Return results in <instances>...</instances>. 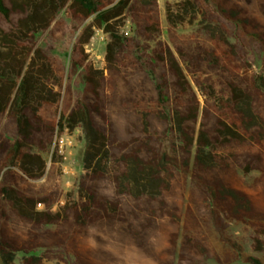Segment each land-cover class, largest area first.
Returning a JSON list of instances; mask_svg holds the SVG:
<instances>
[{
    "label": "trees",
    "instance_id": "obj_1",
    "mask_svg": "<svg viewBox=\"0 0 264 264\" xmlns=\"http://www.w3.org/2000/svg\"><path fill=\"white\" fill-rule=\"evenodd\" d=\"M165 17L169 42L157 0H0L2 264L224 263L207 230L238 252L230 222L264 252V0H179ZM78 129L84 173L58 204L55 139Z\"/></svg>",
    "mask_w": 264,
    "mask_h": 264
},
{
    "label": "rangeland",
    "instance_id": "obj_2",
    "mask_svg": "<svg viewBox=\"0 0 264 264\" xmlns=\"http://www.w3.org/2000/svg\"><path fill=\"white\" fill-rule=\"evenodd\" d=\"M159 7V17L161 21L162 33L159 38L168 41L167 37V20L165 17V7L167 4H174L179 0H157ZM196 24L192 25H182L177 28V32L181 34H186L191 32L196 28ZM132 24L129 19L126 20L122 31L126 34L131 33ZM108 40V36L102 32L100 29H96L89 43L85 45L86 51L89 54V59L93 62L94 66L102 68L105 65L104 62V47L105 43ZM70 47L67 46V43H63L56 50V54L61 57L66 63H68ZM254 70L259 71V61H255L253 65ZM194 89L197 92L200 102L203 103V97L194 86ZM58 143V154L60 162L57 164V183L59 184L60 189L62 190V196L58 204H63L65 201V194L71 192L74 197L77 195V185L80 176L84 173L81 164L82 152L84 149V140L82 138L81 131L75 130L72 133L64 131V133L55 139ZM166 144V142L164 143ZM53 146L50 148L52 150ZM45 158L50 159V152L44 153ZM258 175L257 171H251L249 174L245 175L241 170H238L239 178L245 182L249 183L252 179ZM190 182L189 178L185 179V189H184V206L187 203V196L189 190ZM41 207V206H40ZM57 207V204L53 206V209ZM251 229L240 222H230L228 228L226 229L227 236L234 242L238 243L241 247L240 251H235L233 247L225 244L221 241L218 233L210 226L207 230V237L210 243L214 246L215 250L221 258L226 257V253H229L228 262L219 263L215 259H207L206 264H251L244 260L247 255L254 256L260 260V264H264V252H256L251 250ZM0 264L1 261H0ZM14 264H19L17 259ZM44 264H61L55 260L45 261Z\"/></svg>",
    "mask_w": 264,
    "mask_h": 264
}]
</instances>
